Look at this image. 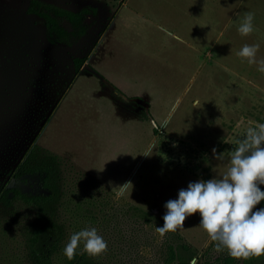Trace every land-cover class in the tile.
<instances>
[{"label":"rangeland","instance_id":"rangeland-1","mask_svg":"<svg viewBox=\"0 0 264 264\" xmlns=\"http://www.w3.org/2000/svg\"><path fill=\"white\" fill-rule=\"evenodd\" d=\"M27 1L0 0V186L27 149L42 148L61 160L67 242L94 227L108 245L93 258L98 264H163L159 226L145 224L130 206L163 221L167 201L190 182L221 177L236 141L264 124V73L236 55L258 43L256 58L264 59V0H127L139 14L124 6L117 20L133 41L114 49L107 38L94 55L124 0H36L70 12L94 9L86 33L59 44H49L42 21L25 14ZM237 1L243 4L234 11ZM246 12L255 14L254 31L242 37L237 29ZM193 15L211 25L206 34L218 53L211 67L203 24L191 25L196 54L165 43L159 31L158 24L184 27ZM82 57L74 72L73 59ZM147 66L151 75L147 68L140 75ZM158 68L162 86L152 74ZM144 89L156 97L149 110L125 98ZM213 148L225 152L224 161L213 158ZM129 181L132 188L117 198L113 187ZM199 220L194 214L176 231L198 252L211 243ZM18 242L15 230L0 224V264H18Z\"/></svg>","mask_w":264,"mask_h":264},{"label":"trees","instance_id":"trees-1","mask_svg":"<svg viewBox=\"0 0 264 264\" xmlns=\"http://www.w3.org/2000/svg\"><path fill=\"white\" fill-rule=\"evenodd\" d=\"M26 15H33L42 21L45 39L49 44L67 43L82 37L88 29L87 15L94 16V9L82 8L70 12L36 0H28L24 9ZM85 58L73 59V69L77 72ZM11 185L0 186V224L11 227L19 239L18 264H98L93 258L76 250L75 258L68 260L63 255L67 241V218L65 216L64 184L61 160L39 148L27 149L10 173ZM264 191V185L260 186ZM140 212L145 224L156 222L148 212ZM264 208V201L254 211ZM214 244L211 242L198 252L182 237L174 233L164 236L162 251L163 264H264V256L259 259L235 260L226 252L211 257Z\"/></svg>","mask_w":264,"mask_h":264},{"label":"clouds","instance_id":"clouds-1","mask_svg":"<svg viewBox=\"0 0 264 264\" xmlns=\"http://www.w3.org/2000/svg\"><path fill=\"white\" fill-rule=\"evenodd\" d=\"M255 14L244 13L237 31L242 37L254 31ZM260 45L245 44L236 55L264 73V59L257 60ZM237 147L228 152L226 170L219 178L190 182L186 189L178 191L177 198L166 202L163 226L156 232L163 238L183 228L187 218L200 217L198 227L214 244L216 253L226 252L235 260L259 259L264 256V208L254 211L264 201V124L249 127L246 136L236 141ZM213 158L224 161L225 152ZM144 156H149L147 153ZM131 182L113 187L117 198L123 196ZM83 244L82 254L91 258L103 255L107 241L96 228H85L73 233L63 248V255L72 260L76 250Z\"/></svg>","mask_w":264,"mask_h":264},{"label":"crops","instance_id":"crops-1","mask_svg":"<svg viewBox=\"0 0 264 264\" xmlns=\"http://www.w3.org/2000/svg\"><path fill=\"white\" fill-rule=\"evenodd\" d=\"M179 1L183 2L184 4L186 3L185 0H179ZM203 2H205V3L207 2L209 5L212 6L211 0H208V1L203 0ZM242 4H243V2H241V1H239L237 4L235 2V6L233 7L234 11L235 10L237 11L242 6ZM124 6L128 7L132 12H136V13L139 14V12H138L139 10H137V9H139V7H137V5L133 4V6H128L127 5V0H124L123 3L120 6H118L116 12H114V14H113V17L110 19L109 23L107 24L106 31H104L101 34L100 39L98 41V44L95 46V49L93 51V55L96 52V49L100 50L99 49L100 46L102 45V43L105 42V40L107 38H108L107 40H109V42L112 44L111 46L114 49H115V46L120 44V41L121 42H122V40L124 41V39L128 40V41H133L132 38L131 39L126 38V36L129 34L128 30L124 29L123 32H122L123 26L118 24L119 21L117 20V18H118L117 14H118V11L120 10V8H122ZM139 6H140V9L143 8V7H141L142 5L139 4ZM195 10H196V8H195ZM190 14L191 13H189V16H190ZM200 17L197 18V16L195 17L193 15V17L189 19V24L184 25V27L189 25L188 28H185V29H184V27H181L180 24L183 23L181 21L179 22L178 26L175 27L174 29L173 28L171 29L170 27L168 29L167 27L163 26L162 24H158V23L157 24L159 26V31L162 32L163 37H164V39L166 41L165 43L175 42L178 47H180V45L184 46L186 49L190 50L194 54L199 52L200 48L197 47V45H196L197 42H195V41H196L197 38H196V34H195L194 29L191 28V25L195 27V25H197L198 23H199L198 26H201L203 24L204 25L203 33L205 32L204 33V38H205V40H204L205 56L207 58H209V62L210 63H208V64H210L209 66L211 67V63L213 62L214 58L217 56L218 53L215 52L213 54L212 51H213L214 47H213V44L211 42L212 41V37H209L208 34H206L207 32H209L211 25H208V27H206L207 26L205 24L206 21H204L203 18L201 20ZM196 19H198L199 21L197 22ZM239 20H243V15L242 14L239 17ZM253 22L255 23L254 20H253ZM121 24H124V23H121ZM226 25L224 27H226ZM189 41H193V43H191ZM206 57H205V59H206ZM137 65H139V66H136L135 69H138L140 67V64L138 63V61H137ZM146 68H147L148 72L146 71ZM94 69L97 70L95 68V64H94ZM146 72H147L148 75H151V73H149L150 71L148 69V66L143 68V69H141L139 71V74L143 75V74H146ZM152 74L156 77L157 84L162 86L163 82L158 79V77H162V75H163L162 69L161 68L154 69V72ZM99 76H100L101 81H103V83H105L107 85L106 80L103 79V76H101L100 74H99ZM107 86H109V88H112L115 92L116 91L118 92V90H117L118 87L115 86V84L111 83V84H109ZM128 97H129V99L133 98V100L136 101L137 103L143 104L145 107H147L148 110L150 109V105H151L153 99L156 98L154 95L150 94L148 92V90H146V89L140 90L136 94H131V95L125 96V98H128ZM192 103L196 104V100L194 99L192 101ZM148 113H149V111H148ZM150 119H151V121H154L152 117H150Z\"/></svg>","mask_w":264,"mask_h":264},{"label":"flooded vegetation","instance_id":"flooded-vegetation-1","mask_svg":"<svg viewBox=\"0 0 264 264\" xmlns=\"http://www.w3.org/2000/svg\"><path fill=\"white\" fill-rule=\"evenodd\" d=\"M13 169H14V168H13ZM13 169H12V170H13ZM11 172H12V171H11ZM11 172H10V173H11ZM10 173H9V175H8V176H9V177H8V182H9V184H8V185H6V186H8V187L11 185V180H10Z\"/></svg>","mask_w":264,"mask_h":264}]
</instances>
